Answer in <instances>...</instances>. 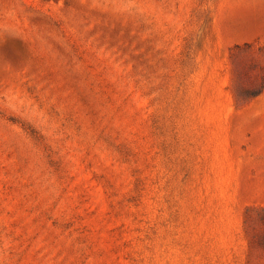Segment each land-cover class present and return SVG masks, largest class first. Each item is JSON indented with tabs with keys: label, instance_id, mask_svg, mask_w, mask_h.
<instances>
[{
	"label": "rangeland",
	"instance_id": "374dc122",
	"mask_svg": "<svg viewBox=\"0 0 264 264\" xmlns=\"http://www.w3.org/2000/svg\"><path fill=\"white\" fill-rule=\"evenodd\" d=\"M263 68L264 0H0V264H264Z\"/></svg>",
	"mask_w": 264,
	"mask_h": 264
},
{
	"label": "trees",
	"instance_id": "16d2710c",
	"mask_svg": "<svg viewBox=\"0 0 264 264\" xmlns=\"http://www.w3.org/2000/svg\"><path fill=\"white\" fill-rule=\"evenodd\" d=\"M235 49L238 50L239 47L236 46ZM262 72L264 73V68L262 69ZM263 87H264V76L262 77V82L258 83L254 87V89H252L251 91H245V92L241 93L242 97L240 96V98H243L246 100L248 98L255 97L261 93ZM251 219L260 223L264 227V208H260V209L256 210L254 216ZM260 243H262L264 245V236L261 237Z\"/></svg>",
	"mask_w": 264,
	"mask_h": 264
}]
</instances>
